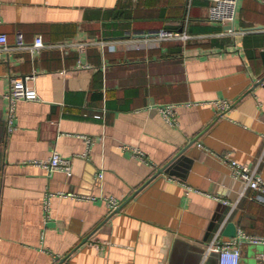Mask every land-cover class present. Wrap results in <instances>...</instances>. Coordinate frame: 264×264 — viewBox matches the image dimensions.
<instances>
[{
  "label": "crops",
  "instance_id": "crops-1",
  "mask_svg": "<svg viewBox=\"0 0 264 264\" xmlns=\"http://www.w3.org/2000/svg\"><path fill=\"white\" fill-rule=\"evenodd\" d=\"M0 1V264H220L207 248L234 239L228 223L264 237V205L230 167L264 179V1L240 0L233 33L203 0ZM19 35L46 48L15 49ZM17 77L40 100L13 106ZM55 150L71 176L36 164ZM240 251L264 263V246Z\"/></svg>",
  "mask_w": 264,
  "mask_h": 264
},
{
  "label": "built area",
  "instance_id": "built-area-1",
  "mask_svg": "<svg viewBox=\"0 0 264 264\" xmlns=\"http://www.w3.org/2000/svg\"><path fill=\"white\" fill-rule=\"evenodd\" d=\"M192 2L193 0H189ZM210 3V20L228 27V33H233L235 31L234 23L237 16V9L240 0H203ZM264 1V0H261ZM1 5V1H0ZM149 37H155L158 40H188L191 38L187 33H173L161 31L149 35ZM46 48L44 39L41 36H37L34 43L27 44L24 42L21 35L18 36L17 47L15 49L21 51H30V52H40L42 49ZM81 49H84L83 46H80ZM10 50L8 46V39L6 35H0V61L2 60V53ZM30 77H17L12 80V87L10 91V100L12 105L19 101H38L40 97L35 88L28 85V80ZM217 109L221 113H225L230 109V105L226 102H215ZM14 110V108H13ZM10 118V123H12V115ZM160 112L163 114L165 120L170 125H175L177 123V117L175 113L174 106L160 107ZM135 157L139 159H144L143 153L140 151H133ZM37 165L49 170V171H61L67 176L72 175V161L66 159L60 155L58 151L52 153L51 158L47 162L36 163ZM230 167L232 170V176L234 179L242 182L245 185V188L248 190L255 191L258 194L260 201L264 205V179L259 174L257 168H250L248 166L242 165L236 161L230 162ZM102 178V175H100ZM66 196L75 197L74 194H68ZM87 199H95V197H85ZM108 206L110 208V214L116 212L121 203L115 198L106 199ZM46 209H49V201L46 200ZM244 242H248L252 245H262L264 246V237L263 236H251L246 233L239 232L237 236L232 240H227L224 242L215 241L208 248V252H215L219 256L220 264H240L241 260V251L240 245ZM258 264H264L259 262Z\"/></svg>",
  "mask_w": 264,
  "mask_h": 264
},
{
  "label": "water",
  "instance_id": "water-1",
  "mask_svg": "<svg viewBox=\"0 0 264 264\" xmlns=\"http://www.w3.org/2000/svg\"><path fill=\"white\" fill-rule=\"evenodd\" d=\"M234 28V27H233ZM261 29V28H260ZM262 58L264 61V52H262ZM264 83V76L261 78V80L259 81V84ZM166 167L164 169H161L159 171V174L166 172ZM119 211V209L117 210V212ZM223 235L228 237V238H235L237 236V227L234 223L230 222L227 224V226L225 227L224 231H223Z\"/></svg>",
  "mask_w": 264,
  "mask_h": 264
}]
</instances>
